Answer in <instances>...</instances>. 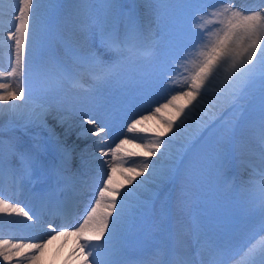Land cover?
I'll use <instances>...</instances> for the list:
<instances>
[{
  "label": "snow or ice",
  "instance_id": "snow-or-ice-1",
  "mask_svg": "<svg viewBox=\"0 0 264 264\" xmlns=\"http://www.w3.org/2000/svg\"><path fill=\"white\" fill-rule=\"evenodd\" d=\"M5 0H0V12H3ZM161 7L170 9L179 13L192 6L193 0H159ZM15 5V7H12ZM34 0H9V7L16 13L15 30L9 34L8 39L14 41V60L11 70L7 72L8 77L16 78L15 88L9 83L0 82V103H9L11 101H23L25 99L26 84L25 80L30 77L34 71V53L35 49L27 53L26 45L29 42L30 19L34 16ZM106 8L113 7L112 0H104ZM39 8V0H36V10ZM209 16H219L223 19L219 22L220 26L212 31L203 27L199 28L203 38L195 49L194 58L191 61L193 68L190 74L187 88L174 94L165 103L159 104L150 111L139 115L127 116V133L135 134L138 126L150 118H156V114L170 106L175 108L177 117L183 116L180 125H175L172 120H161L164 131L160 132L154 138L151 144L139 145L144 148V157H154L157 154L168 155V164L165 167L157 168L155 162L145 160L139 168L126 167V171L131 175L124 176L127 185H132L136 178L148 173V177L154 183H162L169 179L182 163V151L171 153L169 151L170 141L161 139L167 133L173 131L174 127H182L187 119L195 111V108L185 113L184 107H177L175 102L181 98L187 99V104L192 105L198 97L207 95L209 87L214 82H218L221 87L217 92V107L227 105L232 107L243 95L245 89L251 83L256 65L254 61L259 59L264 64V0H259L255 10H245L237 8L232 0H220L218 7L212 8ZM181 23L178 15L169 18L168 25L178 26ZM101 43L109 51L115 54V60L112 63H105L94 53L81 54L72 50L73 58L80 65L84 72L92 75L94 80L110 79L120 75V71L125 68H131L132 64L138 59L151 58L154 53L152 42H145V37L141 27L134 17H129L125 25V30L121 33L115 25L108 32L102 31ZM32 44H35V33L32 35ZM50 68L42 73L47 81L59 84L60 81L70 83L74 88H80L81 81L79 75L73 73L55 57L51 58ZM264 80V73L261 74ZM129 83L134 87L139 83L134 75L129 76ZM86 91H89L86 89ZM30 94V88H29ZM16 107L17 105H11ZM131 112V109H129ZM216 116L212 112L207 121L202 124H210ZM88 124H95L96 121L91 118L85 121ZM260 140L264 143V83H262V114L259 122ZM106 129L98 128L93 134L99 136ZM134 139L125 136L120 139L113 148L101 151V156H108L111 153L112 161H123L125 157L120 156L122 146L126 143H133ZM231 144V128L225 130V146L219 149L220 159H227L228 147ZM164 149V152H161ZM3 141H0V182L3 181L7 172L8 175H14L15 170L10 166L3 156ZM10 155H17L14 145H9ZM134 154L128 153V156ZM21 162L25 167H31L36 163V157L31 153H19ZM62 159L65 165L69 163L70 153L62 150ZM108 165V171L104 173L102 186L98 188V195L94 199V204L86 211L77 226L72 228L63 227L59 230L53 228L52 233L47 240L43 242H17L11 243L9 240H0V257L5 262H10L16 258V264H21L20 257L33 264L43 253L47 243L55 239L58 235H65L69 232L74 234L80 241L79 251L83 256V264H100V255L106 251L105 246L110 244L118 233L123 236L135 219V206L126 203L129 196L135 191L130 189L121 193V187L114 184L113 173L125 169V165L104 161ZM150 168L152 169L151 171ZM123 174V171H122ZM148 183V180H141L137 188ZM120 197L118 200L117 198ZM72 211L71 204H63L56 207L58 214L68 215ZM0 213L8 215L15 214L24 217L28 221H34L36 217L30 215L24 207L0 198ZM51 228L52 225H49ZM261 231L264 232V225ZM107 234V239H105ZM104 240V243H99ZM247 255L254 261L256 256L261 257L264 262V243L260 246H253L247 250ZM89 257H92L89 260ZM180 264H191L190 260H183Z\"/></svg>",
  "mask_w": 264,
  "mask_h": 264
},
{
  "label": "bare ground",
  "instance_id": "bare-ground-1",
  "mask_svg": "<svg viewBox=\"0 0 264 264\" xmlns=\"http://www.w3.org/2000/svg\"><path fill=\"white\" fill-rule=\"evenodd\" d=\"M138 1V0H137ZM139 1H144V0H139ZM74 4L77 5L79 9L83 8V3L84 0H72ZM112 2H114L112 0ZM259 0H236L235 1V6L237 8L245 9V10H255L256 5L258 4ZM69 4V3H68ZM35 5V3H34ZM33 5V8H34ZM246 5V7H245ZM12 7H15V5H12ZM65 7V6H64ZM41 9L43 10V7L39 6L38 10ZM38 10H36V7L34 8V16L30 19V29H29V42L26 45V56L29 51H31L33 48L38 47L41 41L44 40V37L46 35H51L55 39H60L64 41H68L67 34L69 32L74 33L76 31L74 27V21L72 17H70L69 20H65L64 18L61 19L58 16L60 15L58 13V16L55 18L54 22H50V17H48V14L45 13H39ZM141 13L144 15L145 11L143 9H140ZM78 13L83 14L81 11H78ZM73 14V13H71ZM80 14V21L82 20ZM15 15L16 13L12 11V8L9 7V0H5V3L3 5V12H0V41H3V38H7L5 42H0V66L5 69L8 67V69L11 70V67L13 66V60H14V41L9 40V34L15 30ZM146 22V20H144ZM68 23L72 24V28H68ZM80 25V29H82ZM176 26L169 25L170 29V34H174V29ZM33 32L35 33V44H32V35ZM92 41L90 40H84V42L80 43L81 46H88L91 45ZM67 44H70L67 42ZM163 46L166 48H173V42L164 40ZM70 47H73V45H70ZM61 51L59 53L63 54V56L72 58V51L70 50H64L63 48H60ZM81 49H83L81 47ZM58 51V47L56 48ZM37 52V51H35ZM195 52H192V54H188L185 59L178 60L175 58H169L167 61L168 63L172 64H178L181 71H183L181 74L175 73V74H166L162 73L158 77H167L169 80L173 81V85L178 89V91L185 90L187 88V84L189 83L190 79V74L193 68V65L191 61L194 58ZM165 62V60L163 61ZM254 64L256 65L255 68V74L254 77L251 81V83L248 85V87L245 89L243 95H245V92L250 91L255 87V80L260 81L262 78L260 77L261 73L258 72V66L261 65L259 62V59L257 61H254ZM8 70V71H10ZM0 82H6L9 83L13 88H15L16 83H18V80L16 78L8 77L7 73H3L0 71ZM26 84V90H25V99L23 101H11L9 103H0V128L7 127L10 129V131L14 132V130L17 127L24 128L28 132H36L39 130L40 125L38 123V117H40L42 114L46 115L48 119L52 122V125L56 131H58V140L61 144L65 145L71 140V142L74 140H77L83 133L84 130L86 131V127L84 126L87 124L86 118H84V114L80 113V109H77L75 105L69 104L65 102L63 97H61V101L59 100L58 96L55 94L54 91H52L51 88H47L43 90V93L40 92L39 86L34 84L33 81L29 77L26 78L25 80ZM39 84V83H38ZM221 87V85L218 82H214V84L209 87L207 95H202V97H198L197 101H194L192 105L187 104V99L186 98H181L175 102L177 107H184L185 108V113L187 114L186 107L190 106L191 109L195 108V111L203 117V121L208 120V116L211 115L212 112L216 113V116L213 118L218 119V117H228L229 115H234V106L229 107L226 104L221 105L217 107V92L218 89ZM29 88H30V94H29ZM2 91V90H0ZM65 94V93H64ZM17 105L16 107H12L11 105ZM42 108L44 109L43 111ZM60 111H64V116L59 117ZM169 110L167 108L163 110L160 113L156 114V118H150L146 121L143 122L142 125L138 126L137 131H142V128H148L151 127L152 130L155 131V134H152L151 138H143L144 141L141 142V145L144 144H151L154 140L155 137L159 135L160 132L164 131V127L161 123V120H170L172 117L168 115ZM63 115V113H62ZM176 118L177 121L181 122V120L184 119L183 116L177 117L176 110L174 108V117ZM212 120V121H213ZM203 121L196 120L194 117L190 116L185 124L182 127H174L173 131L170 133H167V136L161 137L164 141H170L169 143V151L171 153H176L177 151H184V147L176 144L173 142L171 139L168 137H174L179 140H186L187 138L191 137L194 133L200 132L203 127H205L204 124H202ZM221 124V119H218L215 123L214 126H212L210 129H206V132L202 135V138L200 140L204 141L206 139H209L208 132L213 130L217 125ZM145 125V126H144ZM239 125L241 126V121L239 122ZM179 126V125H178ZM45 134V133H44ZM196 134V135H197ZM140 136H145L141 135ZM136 136V135H135ZM221 137V135H220ZM256 139V141L260 140V131L256 130L254 134H252L251 138ZM96 140V139H94ZM261 141V140H260ZM118 142H114V146ZM199 143V142H198ZM114 146L108 147V149L113 148ZM139 148H132V146H129L128 143L124 144L122 146L121 153L119 155H124L125 159L123 161H112L111 158V153H109L108 156H101V158H95L97 159V165L96 168L99 170L100 176L98 178L99 183L102 184L103 179H104V173L108 171V165L104 163V161H111L112 163H117V164H123L125 165V169L118 170L115 173H113V181L114 184L117 186H120L121 188H124V190H121V193L127 192L130 189H133L135 182L132 185H127L124 181V176L131 175L126 171V167H135L139 168L142 165V162L145 160H149L151 162H154L151 160L149 157H144L141 155L143 153L144 148L142 146H138ZM80 146L78 145L76 147V150L72 152V157L77 158L79 157L78 155L80 154ZM88 149V147L86 148ZM108 149H104L103 151H106ZM137 150V151H136ZM193 150V148H192ZM195 150V148H194ZM125 151V152H124ZM161 152H164V149H161ZM194 152V151H193ZM192 152V153H193ZM19 153H31V150L22 147L18 150L17 155H15V158L18 160L20 159ZM128 153H132L134 155L128 156ZM140 153V154H139ZM34 155L36 159L39 157V154L37 152H34ZM100 155V154H99ZM159 156L164 157L165 161H163L161 164L156 165V167L159 169L161 167H165L168 164V155H161L157 154ZM246 158V157H244ZM261 158H263V155H261ZM16 165V169L21 171V167L17 164V161H13ZM254 163V162H252ZM251 162H245L244 164L240 165L236 169L237 176L243 174V171L245 169H250L252 167ZM46 164L44 163L43 166ZM239 165V162L236 166ZM214 166L212 165L210 168H213ZM94 168V169H96ZM22 169H25V167H22ZM79 169V168H78ZM81 169V168H80ZM152 169L150 168L149 171ZM123 171V174H122ZM236 174L234 173L232 175V178L236 177ZM142 178L141 180H146L145 178L148 177V173H145L144 176H139ZM250 183L246 188L245 187V192L246 194H250V200H252V209L254 214L257 216L263 214V220H261V225H264V192L261 193L259 187V181L256 180L254 177H249ZM140 180V181H141ZM168 180V179H167ZM164 184L166 183V181ZM149 187L151 188H146L143 187L140 189V193L143 194H149L152 187L157 186V183H154L152 180L148 183ZM143 186V185H142ZM160 187V186H159ZM158 187V188H159ZM216 192V193H215ZM180 193L177 191L175 193V200H177L179 197ZM20 196V190L16 194L12 195L9 200H6L11 203V201H18ZM134 196L132 195L129 196V199ZM218 201V202H217ZM206 203V204H205ZM215 203H219L218 205H221L222 210L220 211V215L218 217L223 218L227 217L228 215H233V213L237 212V208L232 207V204L229 203L228 196L225 195L223 192L216 188L214 189L213 195L211 198H208L202 202L204 207H213ZM214 210H210V214H212ZM138 218H141V216H136ZM0 222L5 223L4 230L0 233H3L5 235H8V238H0V240H9L11 243H17L11 239V236L13 238H20L23 239L20 242L23 243H28V242H33L34 239L38 238L43 242L44 240H47V235H50L52 233V230H48L45 233L39 232L38 234L34 235L31 234L29 237H27V233L17 229V225L19 224H26V226L29 229H35L38 230L41 225H35L33 226L32 224L28 223V220H26L24 217L17 216L15 214L8 215L6 213H0ZM48 223L47 220H44V223ZM16 226V227H15ZM59 227V226H58ZM5 228L7 230H5ZM262 227H260L261 229ZM157 227H153L151 232H153ZM1 231V230H0ZM26 238V239H24ZM261 243H264V233H261V235L256 238L255 242L253 243V246H260ZM79 245L80 242H74L69 245H65L64 243L60 244L59 247H57L56 250H51L47 251L46 248H48V243L46 247L43 250V253L39 256V258L33 262V264H83V256L80 254L79 251ZM251 245V247H253ZM258 256V255H257ZM21 261V264H29L28 260L25 259L24 257L19 258ZM256 263L258 264H264L262 262L261 257L258 256ZM0 264H9V262H5L2 257H0ZM10 264H16V258L14 257L13 260L10 262Z\"/></svg>",
  "mask_w": 264,
  "mask_h": 264
},
{
  "label": "rangeland",
  "instance_id": "rangeland-1",
  "mask_svg": "<svg viewBox=\"0 0 264 264\" xmlns=\"http://www.w3.org/2000/svg\"><path fill=\"white\" fill-rule=\"evenodd\" d=\"M63 1H66V5ZM101 1L103 0H84V5L82 9H79L77 7L76 4H74L72 2V0H39V6L43 7V10L39 9L38 12L39 13H45L48 14V16L50 17V15L54 18L56 16H58V13L60 14L58 17L61 19H67L69 20L70 17L68 18V15L70 16L71 13H73L72 19L74 21V27L76 29V31H74V33H70L67 34V36L69 37L71 43L76 47V48H81V44L82 42H84V40H89V38L93 39V32H94V27L96 26H103L104 28H108L111 23L113 24L115 21V26L116 28L123 33L125 30V25L127 23V20L125 21L123 19V21H120V14H121V9L119 8L120 6H123L125 9H128V7H131L134 3V0H114L113 2V7L111 8H106L105 6H101ZM147 1V3H146ZM208 1V5L204 6L202 8V10H195V14L196 17L194 16H190L189 14L186 13L185 10H183L182 12L176 13L173 12L170 9H165L163 7H161L160 5H158V1L157 0H144L142 1L143 3V7L146 9H149L147 12L151 14V17L153 19L152 24L149 25H145V24H141V27L145 30L146 34H151L152 36L154 34H158V39H160L164 34L161 33L164 22L165 24H167L169 22V17L167 14H164V11H172L175 15H178L180 18L184 19L179 26L181 27V31H190L192 28H197V27H202V23L205 21H207L209 18H211L212 16H209V12L212 8L218 7L219 3L218 0H206ZM34 8L36 7V0H34ZM69 3V4H68ZM65 5V8H63V6ZM63 8V10H62ZM161 10L164 16H161ZM78 11H81L83 14L78 13ZM63 12V13H62ZM125 14L127 13L128 15L132 13H134V10H132V12L130 11V9H128L127 11H123ZM80 14H81V18L82 20L80 21ZM154 14H156L154 16ZM134 15V14H133ZM67 16V17H66ZM66 17V18H65ZM129 18V17H128ZM217 19H219L220 21L223 19L222 17L217 16ZM139 22V21H137ZM95 23V26H94ZM140 23V22H139ZM80 25H82V29H80ZM72 28V24L68 23V28ZM199 29V28H197ZM216 29V28H215ZM214 30V29H213ZM166 31V30H164ZM176 38L179 40H182V42H184V40L187 39H192V40H196L198 38H200V35H196L195 37L193 36H186L185 33H181L180 30L175 33ZM203 36L201 37L200 41L202 40ZM50 41L49 43H52L53 38L52 36H50ZM5 40V39H4ZM46 42H48V39L45 40ZM94 41V40H93ZM152 41V37L151 40ZM162 41V40H161ZM160 41V44H161ZM96 41H94L93 44L89 45V46H84L83 49L85 51V53L88 54H92V53H96V51L99 50V47L97 46ZM191 43V42H189ZM194 44V41H193ZM44 45V42H43ZM181 45V44H179ZM40 48V46H38ZM182 46H180L181 48ZM186 47V46H183ZM197 47L194 46L193 49H191L192 51H195ZM158 51L155 52L156 56H161L163 55V53L161 52L160 54H157ZM102 54H105V52H103ZM111 57V55H108ZM27 59V56H26ZM136 63V61L132 64V66H134V64ZM153 64H147L146 66V70H148V72L150 71V68L152 69ZM131 66V67H132ZM128 70H131L132 68L129 67H125ZM258 72H260L261 74L264 73V64L259 65L258 67ZM124 69V68H123ZM122 69V70H123ZM0 71H2L4 74L8 72V69H3L0 66ZM261 77V75H260ZM41 83L40 86L38 87L40 92L43 93V88L47 89L46 86V82H43L44 79H40ZM108 81H110V85H113V81L111 79H107ZM255 87H253V89H251L248 92H245V95H242L241 98L237 101V103L234 105V111L233 114H237L239 115V120L234 121V116L233 115H229L228 117L222 116L221 118L218 117V119H221V124L217 125L212 131H211V136L210 138L207 140L206 144H202L199 145L201 146L199 149H197V151H199L198 156L194 159L193 164L196 163L197 167L195 169H192L190 172V175L184 180L183 178H181L178 182V187L186 194L189 195V193L198 190V189H204L203 191H205L203 194L207 195V189H211V184H208V181L206 182L205 178L201 177V175L199 174V172L202 170L205 173H208L207 170L209 169L208 167L215 163L213 162V158L212 156H214V154L217 153V150H219V147H224L225 146V130L226 128H231V144L228 147V155H229V162L233 163L234 158L238 157V158H242V157H246L244 159H248V160H253L254 162H261V167H264V159L261 158V155H264V145L260 144L259 141H256L255 137H252V134L255 133V129H251L250 126H255L259 128V122L261 119V114H262V83H264V80H255ZM154 93L155 95H157V93L159 92V83H155L154 84ZM167 87H169V85H167ZM158 97V95H157ZM165 110V109H163ZM162 110V111H163ZM167 110H169L168 115L172 117L170 118V120L175 122V125H180V122L176 120V118L174 117V108L173 107H169L167 108ZM187 112H189L191 109L190 106L186 107ZM161 111V112H162ZM62 111H60L59 117H62ZM192 117H194L196 120H200L203 121V117L201 118V116L196 112L193 111L192 112ZM228 118V119H227ZM217 118L214 119L210 124H204L205 127H203L201 129V134L204 133L212 123H214L218 120ZM227 119V120H226ZM250 119V120H248ZM226 120V121H225ZM39 123L42 125V130L43 132H47V135L49 136H55V134L50 135L53 133V129H51L50 124H52L48 118L45 116H41L40 118H38ZM207 121V120H205ZM241 121V126L239 125V122ZM250 121V122H249ZM249 122L248 126H245V124H247ZM149 127V126H148ZM246 127V128H245ZM145 129V128H143ZM148 130L143 131L144 134H152V128L149 127L147 128ZM89 131V129L87 130V132ZM8 129L7 128H0V141H3V153L7 154L6 156H10L9 152H8V147L6 144H8L7 141H9L8 138H5V135H7ZM22 132V130L16 131V134L14 135H20ZM199 133V132H198ZM197 134L194 133L192 135V137L187 138L186 140H179L176 139L174 137H168L169 139H171L173 142H175L176 144L183 146L184 144L188 143V141H190L193 137H195V135ZM219 134L221 135V137H218ZM86 135V134H85ZM93 135L92 130L89 132V136ZM168 134H166L165 136H167ZM39 137H42V134H39ZM11 140V142H18V137L13 136L12 138L9 137ZM7 140V141H6ZM9 141V142H10ZM135 147H137V144H134ZM211 157V158H210ZM152 160L156 163V165L161 164L163 161H165L164 157L162 156H154L151 157ZM221 160V159H220ZM219 160V161H220ZM214 171V170H213ZM212 171V172H213ZM215 172L212 173V175H214L215 177ZM217 175V174H216ZM216 178V177H215ZM139 179V178H137ZM147 180H149V182L151 181L150 178H145ZM217 179H220V177H218L217 175ZM258 180L261 181V184L264 188V174L259 175V177H257ZM138 183V182H137ZM136 184V183H135ZM161 183L157 184V186L152 187L150 193H152V191L160 185ZM146 188H151L148 186V184L145 185ZM139 188H142V186H140ZM210 197V196H209ZM187 201V200H186ZM162 202V201H161ZM189 203V200H188ZM234 203V202H232ZM164 204V199H163V203ZM250 204L247 203L243 209V212L246 213H251V207ZM174 207V211L175 212H181V208L182 205L178 204V207ZM182 213V212H181ZM253 217H250L249 220H253ZM257 222V220H255Z\"/></svg>",
  "mask_w": 264,
  "mask_h": 264
}]
</instances>
